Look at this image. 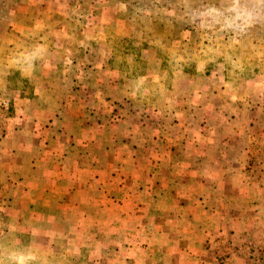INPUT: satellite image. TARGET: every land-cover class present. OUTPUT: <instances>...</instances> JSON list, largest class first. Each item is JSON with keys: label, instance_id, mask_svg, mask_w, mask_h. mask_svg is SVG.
<instances>
[{"label": "rangeland", "instance_id": "rangeland-1", "mask_svg": "<svg viewBox=\"0 0 264 264\" xmlns=\"http://www.w3.org/2000/svg\"><path fill=\"white\" fill-rule=\"evenodd\" d=\"M0 264H264V0H0Z\"/></svg>", "mask_w": 264, "mask_h": 264}]
</instances>
